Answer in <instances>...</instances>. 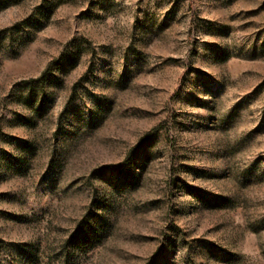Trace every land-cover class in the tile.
I'll use <instances>...</instances> for the list:
<instances>
[{
    "label": "rangeland",
    "instance_id": "1",
    "mask_svg": "<svg viewBox=\"0 0 264 264\" xmlns=\"http://www.w3.org/2000/svg\"><path fill=\"white\" fill-rule=\"evenodd\" d=\"M0 264H264V0H0Z\"/></svg>",
    "mask_w": 264,
    "mask_h": 264
}]
</instances>
